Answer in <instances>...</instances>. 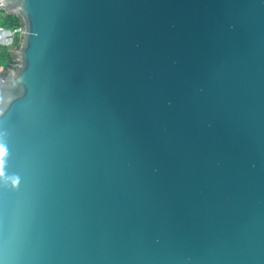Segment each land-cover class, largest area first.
<instances>
[{"label": "water", "instance_id": "95a60500", "mask_svg": "<svg viewBox=\"0 0 264 264\" xmlns=\"http://www.w3.org/2000/svg\"><path fill=\"white\" fill-rule=\"evenodd\" d=\"M3 11L0 264H264V0Z\"/></svg>", "mask_w": 264, "mask_h": 264}, {"label": "trees", "instance_id": "16d2710c", "mask_svg": "<svg viewBox=\"0 0 264 264\" xmlns=\"http://www.w3.org/2000/svg\"><path fill=\"white\" fill-rule=\"evenodd\" d=\"M0 27L7 28L12 31L21 27L20 19L14 14H7L0 9ZM12 48L0 45V64L10 67L14 64V57L11 53Z\"/></svg>", "mask_w": 264, "mask_h": 264}, {"label": "built area", "instance_id": "2783aa9c", "mask_svg": "<svg viewBox=\"0 0 264 264\" xmlns=\"http://www.w3.org/2000/svg\"><path fill=\"white\" fill-rule=\"evenodd\" d=\"M0 9L3 10V0H0ZM11 32H5L0 27V44L1 45H13L15 43L14 36L20 33V28L17 30H10Z\"/></svg>", "mask_w": 264, "mask_h": 264}, {"label": "rangeland", "instance_id": "374dc122", "mask_svg": "<svg viewBox=\"0 0 264 264\" xmlns=\"http://www.w3.org/2000/svg\"><path fill=\"white\" fill-rule=\"evenodd\" d=\"M18 35H19V33L16 34V35L14 36V41H16V40L18 39ZM0 45H1V44H0ZM2 46H6V47L10 48V47H12L13 45H2Z\"/></svg>", "mask_w": 264, "mask_h": 264}, {"label": "clouds", "instance_id": "9594fccd", "mask_svg": "<svg viewBox=\"0 0 264 264\" xmlns=\"http://www.w3.org/2000/svg\"><path fill=\"white\" fill-rule=\"evenodd\" d=\"M3 155H4V149L0 147V157H3Z\"/></svg>", "mask_w": 264, "mask_h": 264}]
</instances>
